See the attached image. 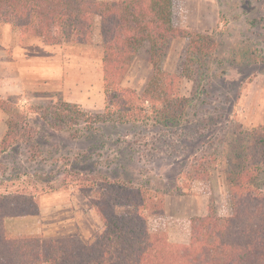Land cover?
Masks as SVG:
<instances>
[{
  "label": "rangeland",
  "instance_id": "obj_1",
  "mask_svg": "<svg viewBox=\"0 0 264 264\" xmlns=\"http://www.w3.org/2000/svg\"><path fill=\"white\" fill-rule=\"evenodd\" d=\"M173 1L175 25L209 34L218 46L199 86L182 78L179 92L191 101L183 119L166 127L147 116L125 124L99 117L105 95L97 28L90 44L55 45L22 39L14 24L0 23V96H15L23 116L21 135L0 153V182L39 199L38 214L7 217L10 235L89 241L103 228L92 200L104 180L162 195L164 211L149 215V227L171 242L187 243L191 219L210 207L230 214L229 142L238 126H264V0ZM187 49V39H174L161 68L176 71ZM152 74L143 47L123 84L142 93ZM60 102L76 104L93 123L53 128L45 114ZM7 121L0 109V140ZM253 186L264 191V172Z\"/></svg>",
  "mask_w": 264,
  "mask_h": 264
},
{
  "label": "trees",
  "instance_id": "obj_2",
  "mask_svg": "<svg viewBox=\"0 0 264 264\" xmlns=\"http://www.w3.org/2000/svg\"><path fill=\"white\" fill-rule=\"evenodd\" d=\"M4 22L14 24L22 39L37 37L55 45L90 44L97 28L105 95L99 117L119 124L145 116L164 127L179 123L191 101L179 92L182 78L199 86L218 46L211 35L174 24L173 0H0ZM176 38L188 40L186 56L176 71H165L161 63ZM143 47L153 74L138 93L123 81ZM0 109L8 116L2 153L21 135L23 116L12 95L0 96ZM45 117L58 130L82 122L90 126L94 119L70 102H60ZM234 134L225 172L231 212L221 216L210 207L206 215L193 217L187 243L150 230L149 215L164 211L162 195L108 180L92 200L103 228L89 241L42 233L12 236L6 218L38 214L39 199L0 182L5 188L0 191V264H264V191L253 186L264 172V126L248 131L238 126Z\"/></svg>",
  "mask_w": 264,
  "mask_h": 264
},
{
  "label": "crops",
  "instance_id": "obj_3",
  "mask_svg": "<svg viewBox=\"0 0 264 264\" xmlns=\"http://www.w3.org/2000/svg\"><path fill=\"white\" fill-rule=\"evenodd\" d=\"M7 219V218H6ZM5 222H6V220H5Z\"/></svg>",
  "mask_w": 264,
  "mask_h": 264
}]
</instances>
